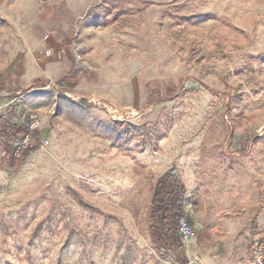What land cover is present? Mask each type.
<instances>
[{
    "label": "rangeland",
    "instance_id": "374dc122",
    "mask_svg": "<svg viewBox=\"0 0 264 264\" xmlns=\"http://www.w3.org/2000/svg\"><path fill=\"white\" fill-rule=\"evenodd\" d=\"M46 17L71 28L61 77L18 49ZM168 171L182 257L148 219ZM183 257L264 264V0H0V264Z\"/></svg>",
    "mask_w": 264,
    "mask_h": 264
},
{
    "label": "trees",
    "instance_id": "16d2710c",
    "mask_svg": "<svg viewBox=\"0 0 264 264\" xmlns=\"http://www.w3.org/2000/svg\"><path fill=\"white\" fill-rule=\"evenodd\" d=\"M30 125L31 123L28 121L18 126L17 129L30 132ZM31 149V146H29L26 150L27 153ZM13 155L12 160L17 159ZM186 195L187 189L183 181L171 171H168L160 176L154 185L152 206L148 213L156 243L159 246H165L166 249L180 251V257L184 255L181 225L186 217ZM180 259L181 264H187L186 257Z\"/></svg>",
    "mask_w": 264,
    "mask_h": 264
},
{
    "label": "crops",
    "instance_id": "0c3cea01",
    "mask_svg": "<svg viewBox=\"0 0 264 264\" xmlns=\"http://www.w3.org/2000/svg\"><path fill=\"white\" fill-rule=\"evenodd\" d=\"M46 21V30L38 31L34 38L28 33L27 27H24L20 31L22 39L19 40L18 49L24 53L26 62L32 61L29 66L26 64L28 75L61 77L69 67L67 52L61 49V42L66 35L71 34V28L66 26L67 22L58 18L46 17Z\"/></svg>",
    "mask_w": 264,
    "mask_h": 264
},
{
    "label": "built area",
    "instance_id": "2783aa9c",
    "mask_svg": "<svg viewBox=\"0 0 264 264\" xmlns=\"http://www.w3.org/2000/svg\"><path fill=\"white\" fill-rule=\"evenodd\" d=\"M30 137H31L30 132L24 133L22 140L15 144V147H14V155L15 156H17V157L20 156L25 151V149L30 145V143H31ZM185 229H186V227L182 223L181 232L185 231Z\"/></svg>",
    "mask_w": 264,
    "mask_h": 264
}]
</instances>
